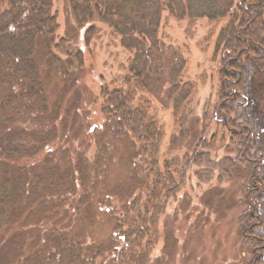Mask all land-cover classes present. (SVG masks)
Masks as SVG:
<instances>
[{
  "label": "rangeland",
  "instance_id": "obj_1",
  "mask_svg": "<svg viewBox=\"0 0 264 264\" xmlns=\"http://www.w3.org/2000/svg\"><path fill=\"white\" fill-rule=\"evenodd\" d=\"M53 13L59 17L58 41L67 39L68 23L75 26L73 16L62 0H55ZM93 24L97 32L88 47L84 42L85 29L79 31L76 39H69L70 52H84L82 70L73 65L68 79L52 72L45 81L48 109L56 117V136L34 159L23 162L27 168L34 166V171H28L29 179L39 188L27 190V198L24 196L20 204V216L2 232L0 247L4 245L10 252L17 249L25 256L33 254L42 248L36 232L63 218L72 238L95 253L101 250L107 255L115 246L116 221L111 213L119 210L125 196L141 195L140 184H149L156 173L162 176L164 193L174 188L168 179L167 165L180 184L184 157L192 152L207 127L209 139L215 135L218 140L225 139L210 156L215 162L227 157L235 161L231 178L221 183L219 171L211 176L208 169H188L180 190L165 202L152 248L142 250L130 264L249 263L251 254L241 238L249 173L237 161L235 146L215 118L220 57L217 60L214 54L217 37L227 21L210 23L201 19L191 28L188 20L179 21L163 12L159 39L165 48L151 53L147 63L138 64V70L150 76L145 90L137 88L130 70L134 53L121 45V37L109 25L99 21ZM174 80L196 86L186 109L190 139L176 151L170 150L171 137L181 132L169 93ZM249 80L242 109L255 125L257 145L264 147V63L251 68ZM103 86L133 92L136 106L150 107V117L164 133L159 167L154 174L147 165L148 158L133 162L139 143L130 134L115 136L107 127L102 115ZM26 144L32 147L33 140L28 139ZM59 183L63 189L54 198L44 195L41 187ZM69 189L74 192H67ZM257 203L264 215V195ZM17 234L19 240H12ZM6 258L0 251V263ZM259 264H264V258Z\"/></svg>",
  "mask_w": 264,
  "mask_h": 264
},
{
  "label": "trees",
  "instance_id": "obj_2",
  "mask_svg": "<svg viewBox=\"0 0 264 264\" xmlns=\"http://www.w3.org/2000/svg\"><path fill=\"white\" fill-rule=\"evenodd\" d=\"M75 21L68 23L67 39L58 41V14L53 13L55 0H0V238L11 222L20 216V204L27 190L39 188L29 179V168L24 161L34 159L56 136V117L48 109L45 81L52 72L67 79L70 66L84 67V52L72 53L69 39L77 38L85 29L84 42L88 45L97 32L96 21L109 25L121 37V45L134 53L130 70L140 90L148 87L150 76L139 71V62H148L154 51L165 48L159 39L163 12L179 20L189 21L192 28L198 20L210 23L227 21L221 29L215 46V59L220 57L218 104L215 118L228 133L230 143L239 154L237 161L247 168L249 181L245 194L247 211L241 219V238L247 245L251 260L259 264L264 258V215L257 200L264 195V147L256 143V128L243 112L248 93L251 68L264 63V0H62ZM170 52L182 61L174 49ZM60 54L67 56L63 59ZM46 72H44V68ZM128 83L130 81L128 80ZM192 83L171 82L173 115L181 132L170 139V150L182 149L190 139L186 109L194 96ZM104 99L102 115L115 136L130 134L140 145L133 161L148 158L147 165L154 174L164 139L160 125L149 115V106H136L133 92L101 88ZM33 140V146L26 142ZM225 139L217 135L209 139L208 128L202 132L195 148L184 157L181 182H176L170 165L166 166L168 179L174 188L163 192L159 173L149 183L140 184L141 195L125 196L118 211L111 213L115 225V246L105 255L95 253L71 237L63 218L54 221L44 231L40 250L25 256L6 246L0 251L7 258L0 264H130L142 250L152 248L158 222L165 211V202L175 196L186 178L187 170L208 169L211 176L220 172L219 182L231 178L236 167L227 157L220 162L211 159V151L218 150ZM24 165V166H21ZM135 170H138L135 166ZM140 167V171H142ZM44 195L56 196L60 183L45 185ZM67 192H74L69 189ZM145 192V195L143 196ZM15 235L12 240H19ZM11 240V239H10Z\"/></svg>",
  "mask_w": 264,
  "mask_h": 264
}]
</instances>
